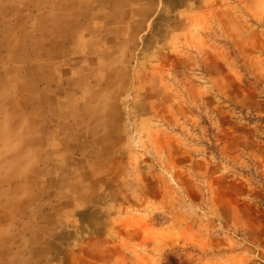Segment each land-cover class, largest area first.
<instances>
[{
  "label": "rangeland",
  "instance_id": "rangeland-1",
  "mask_svg": "<svg viewBox=\"0 0 264 264\" xmlns=\"http://www.w3.org/2000/svg\"><path fill=\"white\" fill-rule=\"evenodd\" d=\"M149 3L88 62L0 3V264H264V0Z\"/></svg>",
  "mask_w": 264,
  "mask_h": 264
},
{
  "label": "crops",
  "instance_id": "crops-1",
  "mask_svg": "<svg viewBox=\"0 0 264 264\" xmlns=\"http://www.w3.org/2000/svg\"><path fill=\"white\" fill-rule=\"evenodd\" d=\"M91 1L94 0H0V3L14 5V11L8 12V18L15 21L18 18L15 12L16 7L20 10L21 6L29 5L31 7L33 3L36 4L35 6L54 5V10L47 8L46 13H43L44 17H40L41 24L43 25L45 20L48 25L49 21L51 24L53 22L51 30L54 35L56 32L53 29L56 26L60 27L56 22H62L63 28L65 27L64 31L69 30V33L65 34L68 38L61 44V47H59L60 42L53 39L59 45L57 52L62 50L77 53L72 59L79 60L81 58L86 62L93 60L94 57L96 59L107 52L109 53L111 40H114L113 37H117L118 33L122 32V28H127L129 20L136 21L151 15L150 0H97L93 5H91ZM86 5H91L88 8L94 9L91 14H87L88 10L84 8ZM80 10L87 15L83 19L79 16L78 11ZM24 14L22 15L24 24L31 23L32 12L26 16ZM17 26H20L17 25V22L12 25L13 28H17ZM89 53H93V55L91 56Z\"/></svg>",
  "mask_w": 264,
  "mask_h": 264
},
{
  "label": "bare ground",
  "instance_id": "bare-ground-1",
  "mask_svg": "<svg viewBox=\"0 0 264 264\" xmlns=\"http://www.w3.org/2000/svg\"><path fill=\"white\" fill-rule=\"evenodd\" d=\"M77 69L79 70L80 69V67H77ZM79 79L80 80H82V76H83V73L82 72H79ZM83 90H79V92H78V95H77V97L79 98H81V99H88L89 98V96L88 95H81V92H82ZM5 105H10L9 103L8 104H5ZM4 110V109H3Z\"/></svg>",
  "mask_w": 264,
  "mask_h": 264
}]
</instances>
